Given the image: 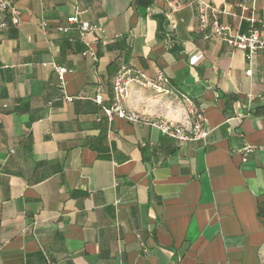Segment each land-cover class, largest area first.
I'll return each mask as SVG.
<instances>
[{
	"label": "crops",
	"instance_id": "obj_1",
	"mask_svg": "<svg viewBox=\"0 0 264 264\" xmlns=\"http://www.w3.org/2000/svg\"><path fill=\"white\" fill-rule=\"evenodd\" d=\"M205 1L234 32L264 36V0ZM12 2L19 24L6 15L0 29V264H264V50L204 40L197 0H79V19L102 30L83 37L58 31L76 0ZM54 66L69 70L63 93ZM122 66L169 79L159 95L132 85L128 111L186 133L202 114L206 136L109 120Z\"/></svg>",
	"mask_w": 264,
	"mask_h": 264
},
{
	"label": "built area",
	"instance_id": "obj_2",
	"mask_svg": "<svg viewBox=\"0 0 264 264\" xmlns=\"http://www.w3.org/2000/svg\"><path fill=\"white\" fill-rule=\"evenodd\" d=\"M78 2L76 0V11L72 16L67 17L66 26H60L59 32L67 33L69 26L75 25L83 37L86 33H100L102 32L100 26L90 24L85 20L79 19ZM223 11V10H222ZM197 12H198V27L203 33V39H218L221 42H225L226 45L237 51H242L249 57L256 53V51L264 50V36L259 32L257 28L250 29L247 33L234 32L232 28L219 22L218 16L222 14L217 8L212 6L208 1L197 0ZM225 12V11H223ZM10 17V22L14 26H18L19 18L17 17L16 9L12 0H0V29H4L7 23L5 16ZM250 24L254 22V19H249ZM44 26V25H43ZM82 56L88 57L92 62L97 61L95 52L88 48L83 52ZM54 69L59 79V88L63 93L65 88L64 75L69 72L63 67L54 66ZM247 75H251L250 71H246ZM169 83V79L166 75L157 73L155 77L151 78L145 76L139 70L132 67L122 66L115 75V79L112 83L111 93L113 95L112 102L108 106L102 107L104 113L109 120L118 118L129 124H149L156 128L162 136L175 139L177 141H191L196 137H205L206 132L202 130L203 116L202 114L195 113V124L191 132L186 133L183 127L175 126L168 122L163 121H147L139 113L135 111H128L124 106V101L127 96V90L135 85L141 89H150L155 91L156 94H163L166 91V86ZM67 100H71L70 98ZM96 103L101 104V97L96 98ZM243 151L248 152V148H243Z\"/></svg>",
	"mask_w": 264,
	"mask_h": 264
},
{
	"label": "rangeland",
	"instance_id": "obj_3",
	"mask_svg": "<svg viewBox=\"0 0 264 264\" xmlns=\"http://www.w3.org/2000/svg\"><path fill=\"white\" fill-rule=\"evenodd\" d=\"M175 1L181 3V2H184V1H186V0H175Z\"/></svg>",
	"mask_w": 264,
	"mask_h": 264
}]
</instances>
